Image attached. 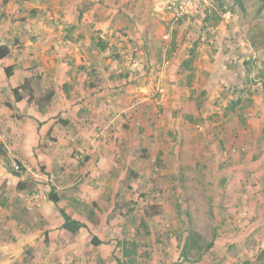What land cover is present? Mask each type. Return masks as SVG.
Masks as SVG:
<instances>
[{"label": "rangeland", "instance_id": "obj_1", "mask_svg": "<svg viewBox=\"0 0 264 264\" xmlns=\"http://www.w3.org/2000/svg\"><path fill=\"white\" fill-rule=\"evenodd\" d=\"M226 1L219 7L215 0H122L120 9L128 18L115 20V33L105 28L109 9L97 7L105 26H93L92 41L101 37L116 48L113 55L103 53L101 72L109 86L121 84L131 97L117 115L110 107L114 121L108 130L111 141L131 143L123 149V170L129 178L120 203L126 206L111 217L125 226L126 210L132 209L134 224L127 226L123 240L139 245L135 264L174 263L182 253L177 238L188 231L197 243L187 264H264V257L258 258L264 249V78L259 77L264 75V9L259 0H243V8ZM186 60H191L189 69L182 67ZM112 73L120 79L114 81ZM238 98L241 105L227 113ZM231 138L242 140L241 148L245 145L243 165L233 168L228 160L218 161V169V159L205 152H212L213 141L224 147ZM230 167L236 180L245 175L235 197L229 194ZM34 183H29L31 192L37 188ZM150 205H159L162 213L147 218ZM0 235L6 241L0 264H35L26 247L23 259L8 260L5 228ZM210 243L214 246L197 260ZM117 248L114 259L99 256L93 264H117L121 255L129 259L120 244ZM86 255L84 264H92L94 253ZM81 261L61 258L56 264Z\"/></svg>", "mask_w": 264, "mask_h": 264}, {"label": "crops", "instance_id": "obj_2", "mask_svg": "<svg viewBox=\"0 0 264 264\" xmlns=\"http://www.w3.org/2000/svg\"><path fill=\"white\" fill-rule=\"evenodd\" d=\"M121 3L122 0H0V46L6 45L11 51L9 57L0 60V121L11 136L9 147L4 148L6 158L0 155V231L3 227L8 234V260L23 259L24 247L35 255V264L39 260L56 264L61 258L68 262L81 259L84 264L89 260L87 251L94 253L90 257L92 264L99 256L114 259L127 226L134 224L130 206L126 210L127 225L122 226L117 216L111 217L126 206L120 203L125 201L124 181L129 178L123 170V149L131 143L128 139L119 144L111 141L108 130L114 121L109 118L110 107L117 115L131 97L122 92L121 84H107L101 72L106 65L102 62L104 52L94 48L92 41L97 26L106 25L115 33V20L128 18L120 9ZM85 4L89 6L84 8ZM98 6L109 9L105 25ZM8 66H14L10 78L5 73ZM33 75L42 77L44 91H55L53 101L42 110L30 105L27 95L20 101L14 97L13 89ZM93 76L96 81L91 83ZM224 143L226 147L213 141L212 152L205 154L218 159V169L222 165L218 161L228 160L233 168L243 165L242 140L231 138ZM79 152L85 154L86 161L76 165ZM14 157L28 170L22 174L13 172ZM233 168H228V182L232 185L229 194L235 197L240 194L238 189L245 175L236 180L234 172L230 174ZM39 171L56 175L53 188L59 202L55 205L49 200L31 212L18 197V185L28 186ZM219 176L224 182V175ZM23 191L30 193L28 189ZM65 207L70 211L67 214L86 228L76 234L63 229L64 219L57 208ZM25 213L33 221L28 222ZM92 232L102 241L100 246H94L89 239ZM109 235L112 237L107 239ZM2 238L0 235V250H5ZM172 264L187 262L177 255Z\"/></svg>", "mask_w": 264, "mask_h": 264}, {"label": "trees", "instance_id": "obj_3", "mask_svg": "<svg viewBox=\"0 0 264 264\" xmlns=\"http://www.w3.org/2000/svg\"><path fill=\"white\" fill-rule=\"evenodd\" d=\"M216 4L219 7H223L226 5V0H215ZM234 3L236 4V6H239L240 8H243V0H233ZM261 3V9H264V0H259ZM121 8V7H120ZM209 11V10H207ZM127 14V13H125ZM129 15V13H128ZM132 18V16H130ZM207 21V19H205ZM124 33V32H123ZM122 31H120V34L124 35V36H128L123 34ZM93 47L96 48L97 50H99L100 52H106L109 51L111 54H115L116 52V48L113 47V49H111L109 43L106 40H103L101 37H97L94 39L93 41ZM176 46L173 45L172 50H175ZM112 50V51H111ZM194 52V49H193ZM192 53V51H191ZM11 54L10 48L6 45H2L0 46V60H3L7 57H9ZM190 64H191V60H186L184 61V63L182 64V67L184 69H189L190 68ZM249 70L251 69V67L248 68ZM5 73L6 76L8 78H10L11 76H13L14 74V66H8L5 68ZM113 76L112 78H118L121 75H117L115 73H112ZM129 74L127 73V76ZM259 77L264 78V75H259ZM263 88H264V83L262 84ZM64 88L67 90L68 86L67 84L64 86ZM13 93H14V97L16 101H20L23 98V95H27L28 97V103L30 105H34L37 106L38 109H43L44 107H46L47 105H49L54 98L55 95V91L50 89V90H43V79L40 75H33L29 78H26L24 83H22L21 85H19L18 87L13 89ZM242 99L238 98L236 100H233L231 102V104L227 107L226 111L227 113L229 112H233L236 110L237 107H239V105H241ZM183 111L186 112V109L183 108ZM177 114V113H176ZM185 117L188 118L189 120L193 121L194 117H192V115H188L187 113H184ZM223 143V141H221ZM82 152H79L77 155H80ZM84 154V153H82ZM0 155L4 158H6V153L4 150V147L2 145H0ZM85 155V154H84ZM86 161V156H84L83 161L80 163L83 164ZM23 171H25V169H23ZM13 172L17 173V174H22L19 172H16L13 169ZM28 182V186H29ZM35 184V183H34ZM28 186L24 187L22 184L18 185V189L20 190V192H24V189H28ZM35 191V190H34ZM33 191V192H34ZM30 193H32L31 191H29ZM49 200L52 201L55 205L58 204L59 202V198L57 197V195L55 194V192H50L49 193ZM60 213L64 219V224H63V229H65L66 231L72 233V234H76L78 233L82 228H86V225L80 221L75 220L72 216H70L69 214H67L65 212V210L63 209H59ZM162 213L161 207L159 205H150L149 211H146V216H148L147 218H153L155 216H158ZM146 219V218H145ZM141 221L142 226H144V228L147 227V222L146 220ZM149 233V232H147ZM195 237V236H194ZM193 233L191 234L190 231H188L186 233V237L184 235L180 236L177 238V241L179 243V246H182V253H181V259L184 261H188V262H192L190 260V252L193 246L196 245V241L193 240ZM92 244L94 246H100L102 244V241L96 236L93 235L92 236ZM120 245L124 248V256H126L127 260H122L119 257L116 258V261L118 264H135L137 261V257L139 256V245L136 241L134 240H124L122 243H120ZM214 246V243H210L209 246L205 249V251L203 250V253H200L198 256L197 260H201L203 258V254L205 252H208L212 247ZM132 249V250H131ZM130 250V252H129ZM264 257V249L262 250L260 256L258 258H263Z\"/></svg>", "mask_w": 264, "mask_h": 264}, {"label": "built area", "instance_id": "obj_4", "mask_svg": "<svg viewBox=\"0 0 264 264\" xmlns=\"http://www.w3.org/2000/svg\"><path fill=\"white\" fill-rule=\"evenodd\" d=\"M11 142V136L7 129H5L0 121V145L4 148H8ZM84 154L77 155L75 158V164L79 165L83 159ZM12 168L19 173H23V169L28 170L26 166L20 163L15 157L12 160ZM34 182L37 188L32 193L18 192V197L25 203L27 210H35L41 208L49 201V189L53 186L57 180V177L53 173H43L41 171L36 172L34 175Z\"/></svg>", "mask_w": 264, "mask_h": 264}]
</instances>
